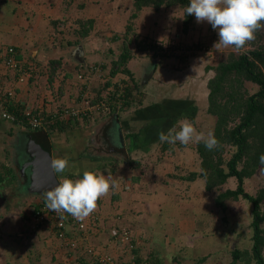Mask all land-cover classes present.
I'll list each match as a JSON object with an SVG mask.
<instances>
[{
  "label": "rangeland",
  "instance_id": "374dc122",
  "mask_svg": "<svg viewBox=\"0 0 264 264\" xmlns=\"http://www.w3.org/2000/svg\"><path fill=\"white\" fill-rule=\"evenodd\" d=\"M56 5L58 14L62 17L58 18L60 20L57 24L59 28L55 30V33L50 35L49 48L53 54H46L47 61H38L41 64L44 62V66H42L43 71L41 70L38 74V76H42L41 79L39 77L40 85L53 90L51 93H57L55 97L57 96L58 98V95L62 91L61 79L66 78L65 81L68 85L66 87L67 94L74 85L76 86V83L81 81L78 79L80 69L75 64L70 67L66 65L63 67L66 60L63 59L61 64L57 60L60 57V53L57 52L60 46V39L72 36V32L76 29L80 30L83 26L81 21L97 17V23L93 25L91 33L94 34L96 32L98 36H102L103 34L106 38L109 37L108 43L102 46L103 55L106 53L107 56H111V52L114 50V56L112 55V57L117 55L118 59L124 51L125 32L137 33L140 39L147 43L145 50L133 47L135 41L130 45L131 49L135 50L134 58L141 56L138 61H133V64L137 66L135 71L137 80L141 81V88L143 85L146 87L149 82L142 84L144 77H141L138 71H140V67L146 69L147 65L149 70L147 75L150 76L149 81L153 80L155 76L157 77V95L161 97L167 96L172 93V88L175 86L174 89L175 91L177 90L176 97H179L183 101V104H175L181 107L179 109L182 113L177 118L169 120L171 122L166 119L164 121L165 124H162L157 129V144L152 145L151 150L143 151V153H146L143 157L141 153H131L133 160V162H130L131 164L121 160L124 158H114L112 155H108L106 148H101L103 147L101 146L103 141L105 144L108 139L107 131L109 127L106 121L108 117L96 116V118H89L90 120H79L80 125L85 126V121H90L93 127L96 126L97 119H102L100 121L101 124L104 122V125L101 127L98 124L94 130H91L92 136L88 138L92 142L95 134L98 140L96 142L97 146L93 147L92 152H95L93 157L97 156L99 158L96 159V162L92 161L91 166L94 167L97 162L99 164L101 162L102 165H104L103 162H113L114 165L118 166V173L116 174L119 175L114 177L112 174L111 177L117 181L119 187L122 186V189L117 190V188H114L115 191H113V194L111 193L110 197L106 195L103 199L98 200L95 210L99 216L98 229L96 232L89 234L85 240L83 244L84 250L82 251L84 254L82 255L78 250L79 254H77V257L74 254L77 259L76 262L80 264L87 261L92 262L93 259L90 256L96 252L112 256L116 258L115 260L124 261L127 264L133 261L135 257L134 252H132L133 250H125L122 244H119L118 241L112 238V230L114 228L112 222H109V217L102 214L106 213L109 216L116 212L117 214L122 213L124 216H127L128 207H125L124 202L131 197L137 198L138 196L137 202L140 199L139 203L145 204L147 210L139 213L138 210L141 208H138L137 203L133 204L134 207L129 212L136 216L141 215L140 222L138 223L139 228H144L147 231L140 232L142 239L143 237L145 238L144 233H147L149 234L147 235L149 236L148 239L152 240L143 241L147 243L143 246L141 236L133 231L134 229L131 230L134 232L132 234L135 240H138L140 243H137L135 248H138V250L142 248L139 252L140 255L147 257L151 253L149 250H152L156 245L162 264H232V251L235 248L244 249L252 245L254 233V227L252 226L254 219L252 203L243 196H240L238 200L228 198L225 201L227 207L223 210L216 201L217 195L220 191L228 188H237L238 180L232 177L219 191L209 192L206 189L205 178L186 179L191 172L199 171L201 167V158L196 150L197 143L192 142L185 146L177 142L175 145H171L174 150L168 149L162 151L161 148L164 142L159 140L158 133L160 131L167 133L169 129L174 127L178 130V122L183 120L193 122L198 130L206 133L212 132L215 116L207 112L208 80L214 76L215 71L206 69V66L217 65L222 59L228 58L229 53L232 51L236 53L249 52V49L254 48L255 45H252L250 41L240 49L234 47H227L222 50L216 49L214 45L218 40L217 31L207 21L198 23L194 15L192 22L187 27L184 24L185 11L180 6L162 7L160 10L143 8L142 11H135L134 0H56ZM103 20L109 21L106 24ZM58 30H62V32L60 33ZM57 32L58 34H56ZM81 41L84 40L82 39ZM92 41L93 44L97 43L95 39ZM152 42L163 43L165 46H169L171 43L172 46L170 45L171 47H169L170 53L166 55L163 52L160 53L163 54L160 57H154V50L149 48ZM261 42L264 44V39ZM175 45L180 46L181 49L186 48L188 51H174ZM106 62L109 63V60H106ZM156 62L159 65L155 68L154 64ZM34 65H32V70H34ZM48 65L49 68L47 69L49 72L45 69ZM154 68L155 70H153ZM70 73L71 77L69 76ZM119 74L125 75L122 72H119ZM165 74H168V76L165 77ZM245 85L251 93L259 90V86L253 81L245 80ZM76 89H78V86ZM136 98L137 102H140L139 97L136 96ZM69 101L72 102V100ZM132 103L130 104L132 105ZM61 104L66 105L64 103ZM132 106H135V104ZM53 107L56 106L53 105ZM188 109H193L194 118L183 115L184 111ZM172 112L173 109L169 111V114ZM115 124L116 121L112 120V125ZM47 130L49 131H47L48 135H50L51 130ZM117 130L115 129L113 134L111 128V141H108V146L120 143V138L115 133ZM41 131L44 132L46 130ZM230 147V145L226 147L227 150L224 154L226 159L230 158L232 154L233 149L232 147L229 149ZM27 153L28 150L22 146H18L13 154L17 155V157H14V170L15 172L18 170L19 172H17L22 175L25 174V170L23 169L25 163L21 162V158L27 155ZM140 158H142V161H140L142 164L139 166L136 160ZM8 170L9 168L3 165L0 173L3 175ZM7 179L10 178L8 177ZM126 180L129 185H125L127 183ZM20 184L19 186L24 189H20L16 196L13 193L11 194L13 189L12 191L11 189H5L2 195L0 194V209L5 212H3L5 215L0 218V224L4 227L2 232L0 231V235H3L2 243L4 244L2 245H10V237L14 234L9 231L12 230V227L19 224L17 218L22 216L26 224L31 222L30 224L32 225L33 214L31 210H33L36 202V199L32 198V195L37 193L33 188L32 181L29 182L27 178L22 179V183ZM263 185L264 175L261 173H257L245 180V189L251 194H256L257 190ZM48 190H45L43 193L45 194ZM11 195L14 198H11ZM44 197L39 196V199ZM136 200L134 201L136 202ZM8 203L14 205L11 207V210L16 211L15 214L18 212L16 215L9 216L8 210L4 209ZM106 206H110V210L105 209ZM101 210L104 212L102 213ZM149 210L151 211L145 215L146 211ZM29 216L31 221L29 220L28 222ZM103 216L107 223H104ZM114 218L111 219L114 220ZM85 220L90 224L88 217ZM262 225L264 226V223ZM150 231L151 233H149ZM4 235H7L10 240L4 239L6 237ZM12 243L14 244L16 241L12 239ZM87 249L95 252L90 254ZM13 256L15 258L14 253L9 250L7 252L3 251L0 254V258H3L2 264H6L5 259H13ZM131 264L133 263L131 262Z\"/></svg>",
  "mask_w": 264,
  "mask_h": 264
},
{
  "label": "crops",
  "instance_id": "0c3cea01",
  "mask_svg": "<svg viewBox=\"0 0 264 264\" xmlns=\"http://www.w3.org/2000/svg\"><path fill=\"white\" fill-rule=\"evenodd\" d=\"M80 7H82V5H80ZM60 17L62 16L58 14L56 0H0V170L3 165L9 168V170L6 171V173H3V175L0 173L1 195L5 189H11V191L13 189L11 194L13 193L14 196H16L20 189H24L23 187L19 186L21 185L20 183H22V179L24 180V178H27L29 182L32 181L33 184L31 175L32 167L29 163L27 164V162L31 160V154L28 150V145L32 135H35L40 138L41 133L43 132L41 130L36 131L32 129L23 128L18 124L10 121L9 119L3 117V108L5 107L10 112H13L14 110L16 111L20 108L24 109L26 107L38 110L43 108L45 109L46 107H53V105H62L61 103L71 105L76 102L77 95L79 94V87L82 85L81 82L76 83V86L74 85L67 94L66 87L68 85L65 81L66 78L61 79V86L63 88L60 92V95H58V98L57 96L55 97L57 93H51V91L53 90H50V88L47 89V87H42L40 85V79L42 78V76L40 77L38 76V74L41 72V70L43 71L42 66H44V62L41 64L38 61L46 60V54L52 53L49 48L50 35L52 33H55V30L59 28L57 24L60 22V20H58V18ZM89 19H93L94 24L97 23V17ZM108 21L103 20V22L106 24ZM56 34H58V32ZM95 34L96 32L94 34L91 33L90 36H87L85 37L86 39H83L84 41H81L83 42L85 50L86 62L84 64L78 62L76 63V61L70 57V51L71 49H73L74 46L68 48H63L61 45L59 46L57 52L60 53V56L63 57V59H65L67 63H65L63 67H65V65L70 67L73 64H80L83 68L79 70V72H82L91 64H95L101 60H109L108 65L112 66L111 68L108 66L107 71H113V69H115L112 64V61L114 62V59H117L118 56L116 55L115 57H112V55L114 54V50L111 52V56H107L106 53V56L103 55V50H101L102 46L105 43H108L109 37L106 38L103 34L102 36H98V34ZM94 39L95 41H97L98 44L92 43V40ZM10 46H14L16 48L18 52L17 57L19 60L22 61L24 67H30L32 71L30 77H28L25 81H19V72L17 70H14L13 68H9L6 64L5 57L7 55V49ZM139 57L132 59L128 64V67L131 70L133 78L136 82L138 81L137 74L135 71V68L137 66L133 64V61H138L140 59ZM32 65L35 66L34 70H32ZM158 65H156V67ZM47 68H49V65L46 66L45 69ZM139 70L140 71L138 72L140 76L144 77L145 79V84L146 82H149L147 83L148 85H146V87H144V85L142 86L144 93L143 91H141L138 93V95H134L133 97L135 99L132 105L135 104V106L130 105V107L128 106L127 108H125L124 110L126 111L118 113L120 114L119 117L115 118L114 116L110 115L104 116V118L108 117L106 119L109 127L107 131L108 139L105 144L103 141V144L101 145L103 147L100 146L101 148H106L108 155H112L114 158H124L121 160L128 162V164H131L130 162H133L131 158V153H141L143 157V155L146 154L143 153V151L151 150V146L157 144V129H159L162 124H165L164 121L166 119H168V121L175 119L179 116V114L182 113L179 109L181 107L177 105L183 104V101H181L179 97H176L177 90L175 91V86H173L172 88V93L167 96L161 97L160 95H157V77L155 76L153 80L149 81L150 76L147 75V73L149 72L147 65L146 69L140 67ZM47 71L49 72L48 69ZM69 76H72L71 73L69 74ZM167 76L168 74H165V77ZM74 79H76V77H74ZM131 80L133 81V79ZM77 86L78 89H76ZM10 92H12L13 95H10ZM136 96L139 97V101H142L143 104L137 102ZM69 100H72V102ZM172 109L173 112L169 114V111ZM192 110L193 109H188L187 111H184L183 115L185 117L186 115L187 117L195 116ZM118 114L116 115L118 116ZM101 120L102 119H97L96 126L94 127L92 125V122L90 121H85V126H82L79 124V120H76L69 123L67 122L66 125L68 126L61 130L53 129L50 131L48 140L52 146L53 158L56 159L61 157H67L69 161V167L65 170V172L57 173L60 181L64 178H81L84 170H93L98 173H103L104 175L110 177L112 176V174L114 177H117L119 175L116 174L118 173V166L114 165L113 162H103L105 167L104 169L103 167L101 168L99 166L100 164H102L101 162L100 164L99 162H97L94 167L91 166L92 161L96 162V159L99 158L97 156L93 157V154L95 152H92L93 147L97 146L96 142H98V140L95 134L92 142L88 138L92 136L91 130H94L98 126V124H100V127L104 125V122L101 124ZM112 120L116 121L115 125H112ZM111 128L113 134L114 130L118 129L117 131H115V133H117L118 137L120 138V143L118 145L110 144L108 146V141H111ZM84 136L86 137L83 141ZM18 146H22L24 147V149L28 150L27 155H24L21 158V162L25 163L23 165V169L25 170L24 175L19 174L18 170H16V172L14 170V157H17V155L13 154ZM141 159L142 158L136 160L139 166L142 164L140 162L142 161ZM112 168H114V170L116 171H112ZM8 177L10 179H7ZM125 185H129V183L127 182L125 183ZM116 188L117 190L122 189V186H118ZM44 191L45 190L37 191V194L32 195V198L39 199V196L42 197L45 195L43 193ZM113 191H115V189L110 190V194H108L109 197L113 194ZM14 196L12 197L11 195V198H14ZM137 198L131 197L130 199L124 202L125 207H128L127 216H124L122 213L117 214L116 212L107 216L106 213L104 214V211L101 210V212L103 213L102 215L110 218L109 222H112L113 227L120 225L122 227L128 228L129 230L134 229L133 231L137 232L141 236V231L147 232L144 230V228H139L140 226L138 223L140 222L141 215L136 216L135 214H130L129 212L132 207H134L133 204L137 203L138 208H141L140 210H138L139 213H142L147 210V208H145V204L139 203L140 199H138L139 201L137 202ZM134 200H136V202ZM12 206L14 205H10L8 203V205L4 208L5 210H8L9 216H13L18 213L17 212L15 214L16 211L11 210ZM110 208V206L105 207V209L109 210ZM150 211L151 210L146 211L145 215H147V213H149ZM3 212L4 211L0 209V218L5 215V212ZM32 212L33 210H31V213ZM115 214L117 215L115 216ZM111 218H114V220H112ZM17 220L19 224L15 227H12V230L9 231L10 233L14 234L12 237H10V245H2L4 244L2 243L3 235H0V254H2L3 251L7 252V250H9L14 253L16 258L15 259L13 256V259H5L6 264L77 263L75 255L63 249L60 246V242L52 234H49L45 231L33 229L31 227L32 225L30 224L31 222H29V218L28 224L25 223V220L24 218H22V216H20V218H17ZM104 223H107L105 217ZM2 229H4V227L2 226V224H0L1 232ZM151 231L149 233H151ZM147 235L149 234L144 233L146 239L144 237L142 239V236L140 237L142 239L143 246L147 244L143 241L150 240L148 239L149 236ZM4 236H6L4 237V239L10 240L7 235ZM12 239H14L16 243L13 244ZM149 251L153 253L154 257L159 258L156 245L152 250L150 249ZM1 261H3L2 257L0 258V264H2ZM81 261L84 262V260L82 259ZM83 264L94 263L87 261Z\"/></svg>",
  "mask_w": 264,
  "mask_h": 264
},
{
  "label": "trees",
  "instance_id": "16d2710c",
  "mask_svg": "<svg viewBox=\"0 0 264 264\" xmlns=\"http://www.w3.org/2000/svg\"><path fill=\"white\" fill-rule=\"evenodd\" d=\"M189 3L190 0H134V9L135 11H142L143 8L160 10L162 7L180 6L185 11ZM193 18V15H186L185 12L184 24L187 26ZM81 24L82 28L73 31L72 36L60 39V45L63 48L76 47L82 39L90 36L94 20L81 21ZM186 26L184 25L187 29L189 25ZM59 31L62 32V30ZM124 38V51L118 59L112 61L115 67L112 73L122 72L134 81V87L131 88L126 102L128 107L135 99L133 96L143 90L141 81H135L128 67L129 62L135 57V50L131 49L130 45L135 41L133 47L145 50L147 43L140 39L137 33L129 31L125 32ZM263 39L264 28L255 33V39L251 41L255 46L249 49V52L236 53L232 51L228 58L222 59L217 65L206 66V69L215 71L214 76L208 80L207 112L215 116L212 132L219 141V146L210 151L202 142L197 143L196 150L201 158V167L199 171L191 172L186 178L188 180L198 177L205 178L206 189L212 192L219 191L230 178L234 177L238 180L237 188L220 191L216 198L217 203L223 210L227 207L225 201L228 198L238 200L240 196H243L252 203L254 213L252 245L244 249L235 248L232 251V264H264V226L262 225L264 223V185L257 190L256 194H251L245 189L247 178L257 173L264 175V44L261 42ZM170 45L172 46L171 43ZM159 48H164L163 43ZM160 55L163 54L154 53V57H160ZM57 60L61 63L63 57L60 56ZM76 67L80 70L83 68L80 64H77ZM245 80L255 82L259 86V90L251 93L245 85ZM139 103L143 104L142 101ZM110 116L116 118L120 114ZM66 124L61 122L54 124L52 130H61L68 126ZM227 145L233 149L228 159L224 156ZM161 149L162 151L174 150L166 142L162 144ZM99 166L104 167L102 164ZM130 232L134 234L131 230ZM135 236L137 237V235ZM136 241L138 242L135 240L134 243ZM132 252L135 255L133 264H162L161 260L154 257L153 253L143 257L139 254L138 248H134Z\"/></svg>",
  "mask_w": 264,
  "mask_h": 264
},
{
  "label": "built area",
  "instance_id": "2783aa9c",
  "mask_svg": "<svg viewBox=\"0 0 264 264\" xmlns=\"http://www.w3.org/2000/svg\"><path fill=\"white\" fill-rule=\"evenodd\" d=\"M159 42H152L149 45L154 53H170L169 46L160 49ZM181 49L176 46L174 51ZM181 51V52H182ZM18 52L14 46L7 49L6 64L19 72V81H25L31 75L30 67H24L21 60L18 59ZM108 62L106 60L98 61L89 65L83 72L78 74V79L82 85L77 95V100L71 105H61L56 107H46L45 109L34 110V108H20L10 112L3 108V117L18 124L19 126L32 130H52V126L57 123H69L76 120H87L96 118V116H109L122 112L127 108V99L129 92L133 87V81L127 75L117 72L113 74L111 70L107 71ZM111 68V66H109ZM95 85V86H94ZM13 95L12 92L9 93ZM49 132V131H48ZM32 228L39 231H48L59 242L60 246L71 254H79L84 250L83 244L89 234L98 229L99 216L94 211L87 220L79 221L68 213L58 214L49 209L46 204V197L36 199L33 207ZM31 221V220H30ZM112 238L122 244L125 250H133L136 247L135 237L126 227L117 225L112 230ZM77 250L79 252H77ZM90 254L95 252L87 249ZM86 251V250H85ZM87 252V251H86ZM85 252V253H86ZM94 257V258H93ZM93 263L98 264H126L124 261H117L112 256L100 254L98 252L90 256ZM131 262H135L134 259Z\"/></svg>",
  "mask_w": 264,
  "mask_h": 264
},
{
  "label": "clouds",
  "instance_id": "9594fccd",
  "mask_svg": "<svg viewBox=\"0 0 264 264\" xmlns=\"http://www.w3.org/2000/svg\"><path fill=\"white\" fill-rule=\"evenodd\" d=\"M186 15H194L198 23L207 21L218 33L214 47L222 50L227 47L243 48L255 38V33L264 28V0H190L185 9ZM179 129L160 131L161 142L175 145L179 142L203 143L208 150L219 146L213 132L198 130L193 122H178ZM53 170L63 173L69 167L67 157L52 161ZM79 175V174H78ZM118 187L117 181L103 173L84 170L81 178H64L53 189L45 193L47 207L58 214L68 213L79 221L85 220L97 208L98 200Z\"/></svg>",
  "mask_w": 264,
  "mask_h": 264
},
{
  "label": "water",
  "instance_id": "95a60500",
  "mask_svg": "<svg viewBox=\"0 0 264 264\" xmlns=\"http://www.w3.org/2000/svg\"><path fill=\"white\" fill-rule=\"evenodd\" d=\"M70 57L78 63L84 64L86 62L83 42L71 49ZM154 66L156 68V64ZM153 70L152 72H154ZM144 81L145 79L143 84H145ZM48 139L49 135L44 131L40 138L32 135L29 140L28 150L31 154V160L28 163L32 167V185L33 187L34 185L37 186L34 187L35 191L53 189L60 182L58 174L52 167L54 158L52 146Z\"/></svg>",
  "mask_w": 264,
  "mask_h": 264
},
{
  "label": "flooded vegetation",
  "instance_id": "af4514ba",
  "mask_svg": "<svg viewBox=\"0 0 264 264\" xmlns=\"http://www.w3.org/2000/svg\"><path fill=\"white\" fill-rule=\"evenodd\" d=\"M34 187H37V186L34 185ZM34 187H33V188H34ZM38 188H39V187H38ZM49 190H50V189H49ZM35 192L37 193V191H35ZM44 196H45V195H44ZM30 219H31V218H30V216H29V220H30Z\"/></svg>",
  "mask_w": 264,
  "mask_h": 264
}]
</instances>
